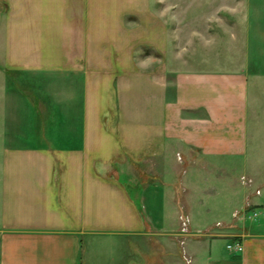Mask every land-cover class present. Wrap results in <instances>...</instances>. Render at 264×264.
Masks as SVG:
<instances>
[{
  "label": "crops",
  "instance_id": "1",
  "mask_svg": "<svg viewBox=\"0 0 264 264\" xmlns=\"http://www.w3.org/2000/svg\"><path fill=\"white\" fill-rule=\"evenodd\" d=\"M0 67V264L108 239L113 264H264L256 175L211 219L260 147L264 0H0Z\"/></svg>",
  "mask_w": 264,
  "mask_h": 264
},
{
  "label": "rangeland",
  "instance_id": "2",
  "mask_svg": "<svg viewBox=\"0 0 264 264\" xmlns=\"http://www.w3.org/2000/svg\"><path fill=\"white\" fill-rule=\"evenodd\" d=\"M4 68L0 67V77L1 78H5V80H9L12 78L13 75H9L6 71L4 72L3 70ZM4 80V79H3ZM5 85H7L6 83L2 82L0 84V111L2 109L7 108V102H8V98L5 96V98L3 97V91L5 90ZM2 88V89H1ZM9 88L7 91H5L6 95L9 93V91L11 92L13 85L9 84ZM20 94H23V91L21 89H19ZM21 94V95H22ZM25 96V94H23ZM22 95V96H23ZM252 95L254 96V103H255V107L259 110L260 114L262 116H264V84L260 83L258 86H253L252 87ZM8 96V95H7ZM256 97H259V99L257 100ZM24 107H26L24 105ZM253 122V120H252ZM254 123V122H253ZM255 129L252 128V131H254ZM255 132V131H254ZM259 139H258V143L260 144L259 148H255V152L256 154L252 153L251 156V160H249L250 162L247 163V167H244L243 163H239V162H233V161H229L226 160L224 162L221 163V165L227 166L230 176L228 177H217L216 179L213 180V185L218 187L220 190L219 195L215 198V201H217V203H219L220 205V211H215L214 213H212V220H215L217 218H219V216H221V214H219L220 212H222L223 210L225 212L223 213H227L228 211L226 210V206H227V194H226V182H227V178H229L231 181H239L240 184L241 183V178H243L242 176L244 175H249V174H254L256 175L257 181H259V183L264 182V145H262L264 143V124H262L261 130H259L258 133ZM257 144V143H256ZM236 179V180H235ZM225 245V250L229 251L228 249H226V243H223V246ZM121 250V245L120 243H116L113 242L111 240H107L104 242H100V243H95L92 246L91 252L89 254L88 250V257L89 258H93V259H97L101 262V264H113L112 262V257L114 256V253L119 252ZM92 259V260H93Z\"/></svg>",
  "mask_w": 264,
  "mask_h": 264
},
{
  "label": "built area",
  "instance_id": "3",
  "mask_svg": "<svg viewBox=\"0 0 264 264\" xmlns=\"http://www.w3.org/2000/svg\"><path fill=\"white\" fill-rule=\"evenodd\" d=\"M227 249L233 252H242L244 247L241 242L235 241L227 244Z\"/></svg>",
  "mask_w": 264,
  "mask_h": 264
}]
</instances>
